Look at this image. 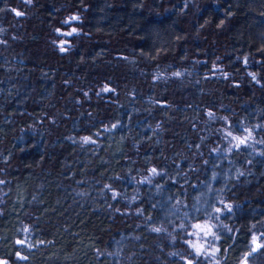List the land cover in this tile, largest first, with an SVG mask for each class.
Segmentation results:
<instances>
[{
    "label": "trees",
    "instance_id": "trees-1",
    "mask_svg": "<svg viewBox=\"0 0 264 264\" xmlns=\"http://www.w3.org/2000/svg\"><path fill=\"white\" fill-rule=\"evenodd\" d=\"M254 233L264 0H0V261L264 264Z\"/></svg>",
    "mask_w": 264,
    "mask_h": 264
},
{
    "label": "snow or ice",
    "instance_id": "snow-or-ice-1",
    "mask_svg": "<svg viewBox=\"0 0 264 264\" xmlns=\"http://www.w3.org/2000/svg\"><path fill=\"white\" fill-rule=\"evenodd\" d=\"M29 2H30V0H29ZM13 12H15V14L17 15V16H19V15H22L23 13H21V12H19V11H17V10H15V9H13ZM77 19H79V17H71V18H69V20L68 21H65V23H71V21L72 20H77ZM76 32V29H73L71 32H68V33H64V35H68V36H71V35H73L74 33ZM60 50L61 51H66V49L64 48V46H63V44H61L60 45ZM176 75H180V73H176ZM110 89H107V88H105L104 89V91H109ZM209 115L211 116L212 114L211 113H209ZM229 135H231V133H229ZM85 139V142H89V138H84ZM236 139H240V138H236ZM244 142V140H240V143H243ZM154 173L156 172V170L155 169H153L152 170ZM196 227L197 228H200L201 226L200 225H196ZM156 231H159V229H156ZM18 243H23L22 241H18ZM253 244L255 245V247L253 248V251H255V248H258V247H264V244H258L257 243V237H253ZM193 247H195V245H193ZM22 259H24V257H21ZM0 264H6V262H4V261H0Z\"/></svg>",
    "mask_w": 264,
    "mask_h": 264
},
{
    "label": "rangeland",
    "instance_id": "rangeland-1",
    "mask_svg": "<svg viewBox=\"0 0 264 264\" xmlns=\"http://www.w3.org/2000/svg\"><path fill=\"white\" fill-rule=\"evenodd\" d=\"M257 237V243L263 244L264 243V233H254L253 237ZM243 264H252L247 260V263L243 262Z\"/></svg>",
    "mask_w": 264,
    "mask_h": 264
},
{
    "label": "water",
    "instance_id": "water-1",
    "mask_svg": "<svg viewBox=\"0 0 264 264\" xmlns=\"http://www.w3.org/2000/svg\"><path fill=\"white\" fill-rule=\"evenodd\" d=\"M244 262L247 263V259H244Z\"/></svg>",
    "mask_w": 264,
    "mask_h": 264
}]
</instances>
